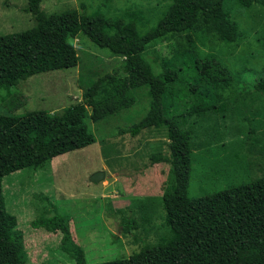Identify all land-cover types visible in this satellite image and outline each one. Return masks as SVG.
I'll return each mask as SVG.
<instances>
[{
	"label": "trees",
	"instance_id": "trees-1",
	"mask_svg": "<svg viewBox=\"0 0 264 264\" xmlns=\"http://www.w3.org/2000/svg\"><path fill=\"white\" fill-rule=\"evenodd\" d=\"M221 1V11L207 15L195 0H171L157 22L142 31L140 25L146 17L143 9L128 8L113 16L82 13L71 23L54 19L42 8V0H28L22 9L34 16L35 25L0 35V90L9 91L29 77L48 71L71 40L80 35L122 56L123 62L112 72L89 80L82 101L58 111L11 113L25 101H12V97L5 100L11 112H0V264H26L22 236L15 232L18 218L5 206L4 177L42 167L58 155L96 142L90 123L117 116L137 103L129 80L134 64L145 61L149 45L172 40L177 42L170 56H158L147 63L150 76L145 83V115L119 130L134 137L146 128L167 129L169 153L150 160L171 167V180L162 199L172 235L150 245L135 232L138 220L124 216L120 219L121 231L142 241L143 247L129 257L95 264H196L221 250L240 252L251 241L264 243V167L250 181L190 195L194 150L203 135L198 129L205 126L219 103L246 84L247 68L231 69L230 56L246 43L264 49V34L259 37L258 33L253 42L230 16L228 3L244 9L253 5L252 0L249 5L244 0ZM225 46L229 47L227 53L223 52ZM219 47L221 57L214 52ZM251 87L264 93V76ZM210 128L205 127L204 132ZM250 133L255 135L251 153H262L264 130L257 137L255 130ZM259 143L262 146L256 151ZM33 225L61 231V249L75 264H88L82 245L71 238L65 216L40 217Z\"/></svg>",
	"mask_w": 264,
	"mask_h": 264
},
{
	"label": "rangeland",
	"instance_id": "rangeland-1",
	"mask_svg": "<svg viewBox=\"0 0 264 264\" xmlns=\"http://www.w3.org/2000/svg\"><path fill=\"white\" fill-rule=\"evenodd\" d=\"M171 0H42V8L56 20L73 22L79 14L116 15L128 8L143 9L141 30L152 27ZM207 15L219 13L221 0H195ZM249 5L250 0H244ZM28 0H0V35L29 29L35 18L25 12ZM249 8L231 6L230 16L238 21L254 42L264 34V0H252ZM63 56L48 71L35 74L10 90H0V112L10 113L5 102L24 100L11 113L21 114L45 109L52 112L82 101L89 80H96L118 68L123 57L95 45L85 35L71 40ZM176 40L151 44L146 59L134 64L129 75L138 101L119 115L91 122L96 142L87 147L54 157L39 168H26L4 177L3 191L8 212L16 215L15 232L22 236L26 264H75L61 249L63 234L35 227L40 217L63 215L73 241L82 245L88 264L126 258L144 245L121 231L120 219L134 217L139 222L135 232L154 245L166 241L172 229L166 222L162 196L171 180L166 162L151 163L150 157L169 153L165 127L146 128L138 136L120 134L119 130L138 121L148 109L146 86L150 76L148 62L158 56H170ZM247 44V43H246ZM243 45L230 56L228 65L244 74L246 84L236 88L231 97L219 103L205 126L198 129L201 144L194 150L191 196L215 191L230 183L250 181L262 172L264 151L256 146L250 130H264V93L251 87L264 76V49L261 45ZM229 50L223 47V52ZM222 56L220 47L214 51ZM130 116V119L128 118ZM130 120V121H129ZM205 127H211L204 132ZM104 170L105 178L92 182L91 175ZM196 264H264V243L249 242L243 251H220Z\"/></svg>",
	"mask_w": 264,
	"mask_h": 264
},
{
	"label": "water",
	"instance_id": "water-1",
	"mask_svg": "<svg viewBox=\"0 0 264 264\" xmlns=\"http://www.w3.org/2000/svg\"><path fill=\"white\" fill-rule=\"evenodd\" d=\"M105 178V171L104 170H100V171H96L91 175V181L92 182H99L101 180H103Z\"/></svg>",
	"mask_w": 264,
	"mask_h": 264
}]
</instances>
